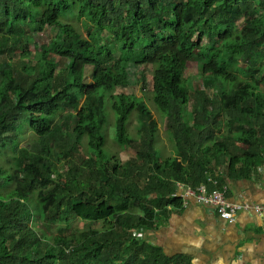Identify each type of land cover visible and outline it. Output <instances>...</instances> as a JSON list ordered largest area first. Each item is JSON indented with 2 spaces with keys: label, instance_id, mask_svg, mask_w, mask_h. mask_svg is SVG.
Instances as JSON below:
<instances>
[{
  "label": "trees",
  "instance_id": "trees-1",
  "mask_svg": "<svg viewBox=\"0 0 264 264\" xmlns=\"http://www.w3.org/2000/svg\"><path fill=\"white\" fill-rule=\"evenodd\" d=\"M48 29L61 39L37 40ZM141 66L153 68L173 157L157 153L146 94H114ZM109 115L127 162L106 151ZM12 150L0 164V264H192L140 233L187 208L180 185L264 164V0H0V160ZM62 159L67 180L55 177ZM55 216L108 227L49 240L33 225Z\"/></svg>",
  "mask_w": 264,
  "mask_h": 264
},
{
  "label": "crops",
  "instance_id": "crops-1",
  "mask_svg": "<svg viewBox=\"0 0 264 264\" xmlns=\"http://www.w3.org/2000/svg\"><path fill=\"white\" fill-rule=\"evenodd\" d=\"M224 182L229 185L225 196L230 200L264 203V164L251 167L248 176L227 177ZM141 232L144 242L166 256L181 255L192 264H264V216L254 213H242L236 224L229 225L213 210L190 202L156 232Z\"/></svg>",
  "mask_w": 264,
  "mask_h": 264
},
{
  "label": "rangeland",
  "instance_id": "rangeland-1",
  "mask_svg": "<svg viewBox=\"0 0 264 264\" xmlns=\"http://www.w3.org/2000/svg\"><path fill=\"white\" fill-rule=\"evenodd\" d=\"M76 28L79 29V25L77 22H73ZM32 38H37L36 35H34ZM61 39V33H58L57 31H54L52 29L46 30L44 33L40 34L38 36L37 40H45L46 42H52L55 43ZM32 49V48H31ZM189 73L192 76L197 75V64L196 62H192L188 66ZM91 67H88L85 71V78L88 83L91 81ZM152 75H153V68L151 66H141L136 71V77L137 82L136 85L129 87V88H116L114 90V94H136L137 97L142 96V94H146V97L148 99V104L150 109L152 110V113L154 115V118L158 122V128H159V138L156 145L157 153L160 155L161 158L166 159L174 156L173 153V145L174 141L170 138L169 132L166 130L165 125V118H163L162 114H160L156 108L155 105L151 100L152 95ZM190 108V107H189ZM109 122L108 127L105 130L106 135V143L105 148L106 151L111 154L115 155L118 160L123 163L129 161L134 156L127 150V149H120L114 140V120L111 115H109ZM71 119H73L71 122L74 121V118L70 116ZM63 119H67V115L64 114L63 118L58 121V125H60L63 122ZM138 123L139 119L137 115L135 114L129 121L128 124V132L133 136L134 138L137 137L138 133ZM27 142L24 141L22 145H26ZM83 148L80 149L79 153H82L86 148L85 146H82ZM13 154V150L10 151L9 156H2L0 160V164L5 166L6 168L9 167L8 161L11 159V156ZM64 160L62 159V162L60 164H57V169L55 170V177L58 180H67L66 176V168L64 166ZM65 168V170H64ZM12 187L9 188H2L1 194L3 196H7L9 192L11 191ZM190 202H194V200H191ZM195 203V202H194ZM202 206V205H201ZM214 212V211H213ZM215 213V212H214ZM34 228L39 232V234L44 237L48 238L49 240H52L53 237L57 235H64L70 240L74 239H80L82 234H89L93 229L95 230H105L108 226H106L104 223L101 222H90L85 221L82 219H70L68 223L60 222L58 217H50L47 220L44 218L36 219L35 224L33 225Z\"/></svg>",
  "mask_w": 264,
  "mask_h": 264
},
{
  "label": "built area",
  "instance_id": "built-area-1",
  "mask_svg": "<svg viewBox=\"0 0 264 264\" xmlns=\"http://www.w3.org/2000/svg\"><path fill=\"white\" fill-rule=\"evenodd\" d=\"M211 177V175H208L207 181H211ZM224 177L223 173L221 178ZM212 184L211 188L202 184L195 189L187 188L186 190H182V185H180L181 191L178 195L183 199L185 206H188L190 201L194 200L196 204L213 210L220 221L229 225L236 224L238 216L242 213H254L257 216H264V203L252 204L245 201H232L225 196L229 190L227 182L223 181L221 183L219 179L213 181Z\"/></svg>",
  "mask_w": 264,
  "mask_h": 264
}]
</instances>
